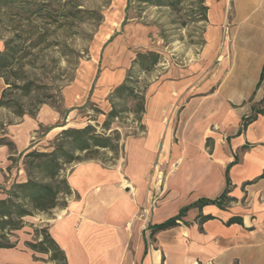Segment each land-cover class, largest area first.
Masks as SVG:
<instances>
[{
  "label": "crops",
  "instance_id": "obj_1",
  "mask_svg": "<svg viewBox=\"0 0 264 264\" xmlns=\"http://www.w3.org/2000/svg\"><path fill=\"white\" fill-rule=\"evenodd\" d=\"M205 6L201 51L167 69L145 94L146 130L127 140L124 166L86 161L68 173L74 194L48 223L68 264H264V0H205ZM61 119L44 105L36 118L13 125L8 137L17 154L31 149L40 127L46 134L34 148L67 129ZM14 156L0 145V183ZM159 156L172 166L157 186L165 196L151 204L147 175ZM227 188L231 203L193 206ZM185 208L178 226L152 233ZM144 209L147 229L139 217ZM203 216L212 218L202 222ZM235 217L242 224H226ZM33 227L26 221L15 232L17 247L1 249L0 264H54L26 247L36 239Z\"/></svg>",
  "mask_w": 264,
  "mask_h": 264
},
{
  "label": "rangeland",
  "instance_id": "obj_2",
  "mask_svg": "<svg viewBox=\"0 0 264 264\" xmlns=\"http://www.w3.org/2000/svg\"><path fill=\"white\" fill-rule=\"evenodd\" d=\"M23 1H26L22 5L24 10L17 2L9 3L8 8H12L9 13H6L8 8L0 5V51L7 41L15 40L22 51L17 55L15 74L8 76L17 85H23L24 80L34 85L28 94L15 87L9 88L5 80L0 79V100L6 90L4 100L12 106H0V138L11 140L8 131L13 125L31 117L29 113L35 114L31 118H36L40 109L48 105L60 113L59 124H69L68 128L76 129L92 125L97 135L111 137L116 150H101L95 155V161L106 166L120 163L124 166L127 140L146 130L144 112L135 113L141 100H115L113 105L106 93L109 89L114 91L130 76L136 91L144 98V107L145 94L167 69L185 66L197 58L203 45L205 0H161V5L157 4L158 0ZM19 10L20 15L14 14ZM141 58H144L142 62ZM101 93L104 95L100 96ZM112 107L119 111V116L105 127ZM15 111L28 114L21 117ZM71 112L75 113L74 117H70ZM45 134L46 128L40 127L31 149L22 154H17L14 146L15 156L10 158L8 175L0 183V197H6L13 184L27 180L25 156L29 151L52 150L50 146L54 145L58 134L34 148L41 142L38 138H44ZM77 155L81 160L86 158L85 154ZM79 162L65 164L63 177L67 178ZM171 166L160 156L152 163L147 175L151 204L165 196L163 187L159 192L157 186H163ZM66 200L69 202L71 197ZM63 210L60 207L23 220L45 227ZM148 216L147 209L139 215L146 229ZM27 218L32 219L25 220ZM42 218L48 222L40 224ZM15 235L19 240L21 235ZM149 237L153 241V236ZM1 258H8V254H2Z\"/></svg>",
  "mask_w": 264,
  "mask_h": 264
},
{
  "label": "trees",
  "instance_id": "obj_3",
  "mask_svg": "<svg viewBox=\"0 0 264 264\" xmlns=\"http://www.w3.org/2000/svg\"><path fill=\"white\" fill-rule=\"evenodd\" d=\"M17 2L19 5H23L26 1L17 0H0V5L8 8L9 3L14 4ZM158 5H161V0L156 1ZM24 10V7L22 6ZM21 9V10H22ZM6 10V9H5ZM12 8H8L6 13L11 12ZM21 10L17 13L20 15ZM25 12V11H24ZM23 12V13H24ZM26 15H24V19ZM22 49L15 43V40H9L5 43V48L0 51V79H4L5 83L11 87L23 90L25 93H30L32 90L33 82L22 81L23 85H17L16 81H11L8 74H15L14 68L17 65L19 58L17 55ZM144 58H141V62ZM144 65V63H142ZM145 66V65H144ZM148 69V67H146ZM19 79V78H18ZM22 79H20L21 81ZM131 77L128 76L125 82L116 88L110 95V102L114 105L115 100L126 101L127 99L141 100L137 106L135 113L144 112L142 101L144 98L136 91ZM264 81V73L261 75V82ZM6 90L2 94L0 100V106L12 107L10 102L5 101ZM141 97V98H140ZM18 116H24L28 113L24 111H15ZM31 117L35 114L29 113ZM119 116V111L112 107L108 113V121L105 123V127L108 126L110 120L116 119ZM251 121H247L244 124L246 127ZM119 137L117 136V139ZM0 145L7 146L11 153L14 151V143L11 140H7L6 137L0 138ZM51 151L41 152L38 150L29 151L26 158V173L27 180L22 183L13 184L12 188L6 193L4 199H0V250L1 249H14L17 247V240L15 232L21 230L25 226L24 218L33 216L37 213L47 214L58 208H66L68 202L67 197L73 196V191L67 178L63 177L62 171L65 164H71L77 160L81 162L95 161V155L99 154L101 150H116L117 146L113 144V140L109 136H100L95 133V128L92 125H88L81 129L68 128L61 131L53 146H50ZM80 154H85L86 158L81 160ZM228 179V172H227ZM229 182V180H228ZM228 188L217 199L209 200L202 199L195 203L193 206L203 207L205 205H217L223 207L225 204H229L233 201L228 197ZM75 198H79L75 194ZM189 208H185L179 215L173 217L166 222L157 225L153 229V234L157 231L167 230L178 226L179 221L187 212ZM211 216H203L201 221L211 219ZM242 224V219L235 217L230 219L226 224ZM34 236L36 237L33 242H26V247L34 253H41L49 255L48 262L59 264H68L65 252L56 244L54 239L49 233V226L33 227ZM36 261H45L34 257Z\"/></svg>",
  "mask_w": 264,
  "mask_h": 264
}]
</instances>
